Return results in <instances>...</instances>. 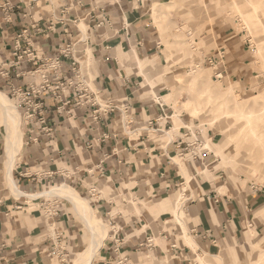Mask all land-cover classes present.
<instances>
[{
	"label": "crops",
	"instance_id": "1",
	"mask_svg": "<svg viewBox=\"0 0 264 264\" xmlns=\"http://www.w3.org/2000/svg\"><path fill=\"white\" fill-rule=\"evenodd\" d=\"M171 3L0 0L1 92L9 95L11 86L26 87L34 80L36 67L27 62L17 65L14 57L17 36L28 30V42L33 38L32 45L39 54L52 53L70 42L75 44L76 58L88 70L93 91L101 101H111L119 108L99 124L82 110H74L69 117H57L54 142L40 136L34 143L29 137L13 170L14 183L26 194L23 196L10 188L0 138V264H52L59 245L66 247L65 257L79 248L80 234L68 207L74 204L63 195L42 192L47 185L72 179L75 193L90 196L92 209L97 208L114 231L98 264L116 259L117 240L124 241L122 251L135 264H193L197 246L199 253L208 251L212 255L241 236L243 245H254L249 226L264 232V218L257 217L264 208V190L239 192L228 188L225 192L226 182H218L224 175L217 174L211 164L207 167L203 161L201 165L175 161L180 157L179 143L190 126L180 120L176 129L172 104L166 99L170 90L160 81L162 75L150 71L166 63V46L155 23L154 6ZM232 29L217 31L219 42L224 44L221 48L228 74L243 51L234 53L228 61L226 46L242 39L235 38L240 34ZM22 47L28 48L27 41ZM212 56H218L217 49H212ZM210 57L206 54V63ZM57 105L52 101L53 109ZM24 130L25 125L23 135ZM64 170L72 175L63 178L60 174ZM33 175L37 177L34 181L42 183L40 186L27 180ZM92 187L100 188L94 198L90 195ZM38 194L40 197L32 199ZM184 196L189 200L185 209L192 216L187 228L195 241L190 239V243L182 238V229L179 233L166 231L172 214L183 222ZM143 203L151 205V213H159L157 219ZM47 206L57 212L52 217L56 229L46 221ZM149 238L154 239L153 248L146 247ZM212 256L225 262L229 259L226 254ZM199 260V264H210L201 257Z\"/></svg>",
	"mask_w": 264,
	"mask_h": 264
},
{
	"label": "rangeland",
	"instance_id": "2",
	"mask_svg": "<svg viewBox=\"0 0 264 264\" xmlns=\"http://www.w3.org/2000/svg\"><path fill=\"white\" fill-rule=\"evenodd\" d=\"M171 2L168 5L154 6L155 23L160 30L161 41L166 46L164 52L166 63L150 71L162 75L160 81L170 90L167 92L170 96L166 99L172 104L175 127L176 129L179 127L181 120L190 126L194 134L199 135L200 141L207 149L204 152L209 154L206 165L211 164L210 167L215 169L217 174L224 175L218 182L219 185L226 182L225 192L228 188L237 189L239 192L264 190V0H171ZM175 17L179 20H172ZM208 27L210 35L206 34ZM229 27L233 28L235 34H240L235 38L242 39L226 46L228 61L230 56H235L240 50L243 51L239 53L237 64L228 70L231 72L218 81L214 78L217 71L205 62V56L207 54L210 57L212 49H217L218 54L224 51L221 48L224 44L219 42L217 31ZM196 65H199L200 70L196 74H191L192 67ZM221 66H224V62ZM8 97L17 106L9 95ZM196 108L199 110L198 114L195 112ZM219 110L220 114L226 111L230 114L222 116L214 128H208L206 131L203 125L212 121L211 116L207 114ZM243 114L252 116L250 125H247ZM21 116L25 125L24 146L21 150L23 152L29 136L22 113ZM1 132L0 138L6 157L4 128ZM167 134L171 136L173 133ZM175 161L178 164L186 163L182 157ZM35 179V175L27 177V180L40 186L42 183L34 181ZM72 180L67 183L54 182L47 185L42 192L62 185H68L74 190ZM99 189L96 188V191ZM81 196L92 206L90 196L82 194ZM188 202L187 196H184L181 205L185 213L181 216L183 224L172 214L173 218L166 231L171 234L174 230L179 233L182 229V238L190 243V239L195 240L187 228V224L192 220L191 214L185 209ZM143 206L150 212L151 205L143 203ZM68 207L70 217L77 224L81 242L79 248L72 249L70 257L64 256L66 247L59 245L58 252L53 254L52 264H76L79 254L85 251L90 243L87 226L76 213V208L71 204ZM94 209L98 223L106 227L104 247L94 262L98 264L102 252L109 248L106 242L114 231L107 219L97 211V208ZM56 214L54 207L47 206L46 221L53 224L52 217ZM151 214L153 219L159 216L156 210ZM53 225V229H56L55 224ZM248 228L254 235L253 239L256 241L254 245H243L241 236L232 245L222 246L212 252V255L218 257L229 255L226 262L212 256L208 251L199 253L197 246L193 264L200 263L199 257L210 264H264V245H259L264 240V232L250 226ZM236 251L237 254H234ZM114 261L112 263L109 261V264H114Z\"/></svg>",
	"mask_w": 264,
	"mask_h": 264
},
{
	"label": "built area",
	"instance_id": "3",
	"mask_svg": "<svg viewBox=\"0 0 264 264\" xmlns=\"http://www.w3.org/2000/svg\"><path fill=\"white\" fill-rule=\"evenodd\" d=\"M7 9L11 11V8ZM27 34L28 30H24L17 36L14 57L17 59V65L27 62L36 67L32 72L34 80L28 82L26 87L11 86L9 96L26 120L30 142L38 143L40 136L54 142L57 133L56 118L63 115L72 116L74 110H82L95 124L104 122L107 117L119 110L113 102L101 101L100 95L93 91L88 70H85L80 59L76 58L75 44L70 42L52 53L39 54L32 45L33 38L28 42ZM24 41H27L26 50L22 47ZM224 61L223 53L207 60L217 71L214 78L218 81L224 79L227 74L226 65L221 66ZM52 101L58 104L55 109ZM187 129L185 139L179 143V156L191 164L201 165L200 161L206 162L205 158L209 154L204 152L207 149L200 141L199 135L194 134L191 128ZM104 139L108 137L105 136ZM60 175L69 178L72 173L64 170ZM96 192V187L91 188L92 198ZM116 243L114 264H135L131 256L125 255L122 251L124 241L117 240ZM145 243L146 247L153 248L154 239H146Z\"/></svg>",
	"mask_w": 264,
	"mask_h": 264
},
{
	"label": "bare ground",
	"instance_id": "4",
	"mask_svg": "<svg viewBox=\"0 0 264 264\" xmlns=\"http://www.w3.org/2000/svg\"><path fill=\"white\" fill-rule=\"evenodd\" d=\"M199 70V65L193 66L191 74H196ZM195 112L198 114L199 110L196 108ZM220 112V110L215 112L212 111L207 114L208 116H211L212 121L211 123L203 125L206 131L208 128H214L222 116L226 117L230 114L227 111L222 114H220ZM242 117L246 119L247 125L251 124L252 116L243 114ZM22 125L23 119L18 107L12 103L11 99L6 94L0 91V126L4 128L6 138L7 177L8 181L10 182V188L18 196L26 195L15 185L13 178V170L16 162L15 159L20 154L24 142ZM53 193L54 195L56 194V196L57 194L63 195V197L65 196L74 204L79 217L83 220L89 230L90 243H88L89 245L86 250L79 254V260L76 262V264H93L96 256L104 247L106 227L101 223H98L99 221H97L96 213L90 207L89 201L80 197L68 185L56 187L53 190L47 191L45 194L50 196ZM37 197H40V195H34L32 196V199ZM257 217L260 219L264 218V208L257 214Z\"/></svg>",
	"mask_w": 264,
	"mask_h": 264
}]
</instances>
